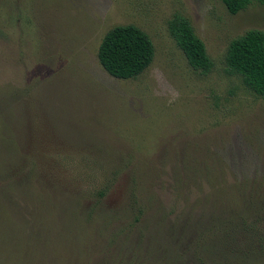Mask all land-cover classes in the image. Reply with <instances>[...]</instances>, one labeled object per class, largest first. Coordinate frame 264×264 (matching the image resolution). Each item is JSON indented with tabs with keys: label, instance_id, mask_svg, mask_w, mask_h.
Instances as JSON below:
<instances>
[{
	"label": "rangeland",
	"instance_id": "rangeland-1",
	"mask_svg": "<svg viewBox=\"0 0 264 264\" xmlns=\"http://www.w3.org/2000/svg\"><path fill=\"white\" fill-rule=\"evenodd\" d=\"M178 14L205 43L209 74L171 36ZM126 25L145 31L156 55L139 77L120 80L98 52ZM250 30L264 31V4L231 15L222 0H0V109L23 134L9 144L24 159L0 169L9 204L0 201V264H30L37 250L49 253L31 264L57 262L56 250L64 264H82L85 238L108 239L89 215L99 205L150 226L182 217L175 207L212 213L215 189L262 190L264 97L226 71L230 42Z\"/></svg>",
	"mask_w": 264,
	"mask_h": 264
},
{
	"label": "trees",
	"instance_id": "trees-1",
	"mask_svg": "<svg viewBox=\"0 0 264 264\" xmlns=\"http://www.w3.org/2000/svg\"><path fill=\"white\" fill-rule=\"evenodd\" d=\"M222 2L231 15L239 14L255 2L264 4V0ZM169 30L189 65L195 71L209 74L214 63L189 19L175 15L169 23ZM155 55L151 37L135 25H126L117 26L105 35L98 59L103 69L114 78L130 80L144 73ZM226 66L228 74L240 77L248 90L264 97V31L250 30L233 39L227 50ZM11 123L14 121L4 118L0 109V169L9 168L10 172L14 169L12 165L24 160L15 153L18 147H10L9 143L15 144L18 138H22L20 128ZM13 156L20 158L12 161ZM224 184L227 187L225 180ZM249 186L243 184L240 189L227 188L228 194H223L226 188L223 191L215 189L212 213L202 212L201 216H193L191 210H185L187 205L181 210L175 207L170 213L173 216L183 213L182 217L171 220L168 213L150 226L143 225L140 217L135 218V222L122 223L125 210L108 211L99 205L102 212L89 215L105 225L108 239L102 240L104 234L95 241L85 238L88 246L82 253V264H91L93 255L103 256L102 264H251L259 261V257L264 255V187L249 191ZM99 194L105 195L101 191ZM135 197L133 195L132 199ZM0 201L8 204L1 193ZM141 204L139 200H132L130 206L137 208L142 215L144 208ZM116 221L117 224L122 223L121 226L112 228ZM48 253L45 250L32 253L30 264L35 260L45 261L44 255ZM55 253L53 261L55 257L60 259L52 261V264H64V254L59 250ZM25 261H28L27 256ZM22 263L25 264L24 257Z\"/></svg>",
	"mask_w": 264,
	"mask_h": 264
}]
</instances>
